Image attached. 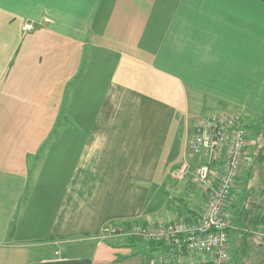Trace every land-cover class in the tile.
I'll use <instances>...</instances> for the list:
<instances>
[{
  "label": "crops",
  "instance_id": "obj_1",
  "mask_svg": "<svg viewBox=\"0 0 264 264\" xmlns=\"http://www.w3.org/2000/svg\"><path fill=\"white\" fill-rule=\"evenodd\" d=\"M224 109L263 125L264 0H0V264L208 262L104 227L202 214L189 149ZM253 143L225 206L228 264L264 262Z\"/></svg>",
  "mask_w": 264,
  "mask_h": 264
},
{
  "label": "built area",
  "instance_id": "obj_2",
  "mask_svg": "<svg viewBox=\"0 0 264 264\" xmlns=\"http://www.w3.org/2000/svg\"><path fill=\"white\" fill-rule=\"evenodd\" d=\"M245 128L243 117L228 109L197 119L191 151L199 159L195 168L197 182L208 193L202 214L191 220L171 223H109L104 227V236L155 243L176 241V245L188 251L207 256L211 264H228L231 219L225 206L242 171L248 145ZM188 172L189 165H184L174 172V176L183 179Z\"/></svg>",
  "mask_w": 264,
  "mask_h": 264
},
{
  "label": "rangeland",
  "instance_id": "obj_3",
  "mask_svg": "<svg viewBox=\"0 0 264 264\" xmlns=\"http://www.w3.org/2000/svg\"><path fill=\"white\" fill-rule=\"evenodd\" d=\"M87 67H88V65L86 66V68H87ZM86 68H84V70H85ZM89 76H90V73L87 75V78H88ZM214 112H215V111H214ZM241 115H242V114H241ZM242 117H243V115H242ZM243 121L246 122V117H245V116H244V118H243ZM256 122H258V121L254 120V119L251 120L250 123H253L251 127H255V126L259 125V122H258V124L255 125ZM245 127H246V126H245ZM261 128H263V130H262ZM245 129H247V127H246ZM246 131H247V139H248V137H249V141H248V143L250 142V144L252 145V144H254L253 142H254V140L257 138V136H259V135L264 136V122H263V125H260V127L258 128V131H259V132L254 133V132L256 131L254 128H253V131L250 130V128L247 129ZM257 146H259V145H257ZM256 149H257V147H256ZM258 149H259V148H258ZM189 153H192V151H190V149H189ZM192 154H193V153H192ZM261 155L264 157V149H263V148H262V149H259L258 154H257V157H260ZM255 163H256V162H255ZM261 164H262V165H259V168H258V172H259V174H261V172L264 171V161H262ZM248 165H249V164H248ZM180 167H182V166H180ZM180 167H179V168H180ZM179 168H178V169H179ZM245 169H246V164H244V165L242 166V171H241V173L244 174ZM189 173H190V172H188V173L186 174V176H185L183 179H178V178H177V179H178V180H185V179L187 178V176L189 175ZM173 175H174V174H173ZM239 177H240V176H239ZM238 181H239V178H238V180H237L236 187H237V185H238ZM262 264H264V263H262Z\"/></svg>",
  "mask_w": 264,
  "mask_h": 264
},
{
  "label": "trees",
  "instance_id": "obj_4",
  "mask_svg": "<svg viewBox=\"0 0 264 264\" xmlns=\"http://www.w3.org/2000/svg\"><path fill=\"white\" fill-rule=\"evenodd\" d=\"M136 221H124L125 224H132V223H135ZM129 240H132V241H135V240H138L136 238H129ZM148 244L150 245V247H157L159 246L158 244H155L154 242H148ZM264 263V262H263ZM204 264H211L209 262H205Z\"/></svg>",
  "mask_w": 264,
  "mask_h": 264
},
{
  "label": "water",
  "instance_id": "obj_5",
  "mask_svg": "<svg viewBox=\"0 0 264 264\" xmlns=\"http://www.w3.org/2000/svg\"><path fill=\"white\" fill-rule=\"evenodd\" d=\"M175 243H177V242L175 241Z\"/></svg>",
  "mask_w": 264,
  "mask_h": 264
}]
</instances>
